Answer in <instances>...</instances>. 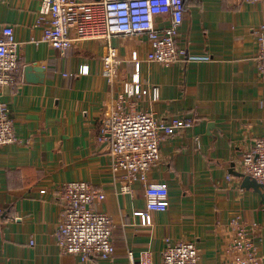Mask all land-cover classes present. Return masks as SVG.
<instances>
[{"label":"crops","instance_id":"1","mask_svg":"<svg viewBox=\"0 0 264 264\" xmlns=\"http://www.w3.org/2000/svg\"><path fill=\"white\" fill-rule=\"evenodd\" d=\"M41 3L0 0V28L11 25L22 42L18 82L14 88L0 87V101L7 102L18 137L0 148V264H129L128 251L135 258L148 253L152 264H161L166 242L177 240L198 245V264H230L234 218L256 224L249 235L264 264V198L241 187V179L226 178L232 168L242 171L254 139L264 135V79L256 64L264 3L185 0L177 42L187 56L168 66L147 60L151 46L144 34L74 39L68 51L30 42L42 34ZM165 18L155 20L164 26ZM110 45L122 60L114 83L103 75L102 57ZM28 63L44 68L42 81L23 79ZM135 71L143 90L138 108L156 117L195 120L162 139L159 160L147 172V182L167 184L169 200L167 209L149 211V224L134 214L152 200L144 183L133 182L131 192L120 193L109 147L97 140L106 105L125 90ZM73 180L88 181L105 193L94 207L112 221L110 259L83 261L63 253L54 240L62 210L58 186Z\"/></svg>","mask_w":264,"mask_h":264},{"label":"built area","instance_id":"2","mask_svg":"<svg viewBox=\"0 0 264 264\" xmlns=\"http://www.w3.org/2000/svg\"><path fill=\"white\" fill-rule=\"evenodd\" d=\"M244 1L264 3V0ZM186 8L185 0H42L38 11L42 34L39 39L31 37L29 40L68 51L74 39L107 41L112 35L144 34L151 46L147 60L168 66L183 61L187 56L186 48L177 42L178 28ZM73 11H77L78 16V35L75 38L70 32ZM157 16L166 17L167 23L159 26L155 20ZM256 43L257 70L264 79V23L257 30ZM21 45L11 25L0 28V87L16 86L20 75ZM131 59L137 66L136 53ZM121 62L117 49L110 45L102 57L103 75L108 83L116 81ZM142 93L139 74L135 71L126 81L125 90L111 97L106 105L100 117L97 140L109 147L112 172L121 179L120 193L131 192L133 182L144 183L145 194L152 200L147 202L145 209L134 214L149 224V211L167 209L169 200L167 184L147 182V172L159 160L162 139L193 125L195 120L156 117L138 108ZM17 141L10 108L7 102L0 101V148ZM241 172L264 186V135L254 139L251 151L242 161ZM226 178L232 183H239L241 179L232 174ZM58 190L62 210L54 240L59 249L63 253L78 255L83 261L90 257L110 259L115 252L112 221L109 214L94 207L96 202L105 198L104 191L82 180L63 182ZM230 224L237 228L228 247L234 254L230 264H259L257 245L249 235L256 224H246L237 218ZM199 252L195 242L167 241L161 251V264H198ZM128 258L129 264H152L148 253L135 258L128 251Z\"/></svg>","mask_w":264,"mask_h":264},{"label":"water","instance_id":"3","mask_svg":"<svg viewBox=\"0 0 264 264\" xmlns=\"http://www.w3.org/2000/svg\"><path fill=\"white\" fill-rule=\"evenodd\" d=\"M44 71L45 70L43 67H39L33 63H28L23 67V79L28 82H40L43 80ZM231 173L241 178V187L246 189L251 188L253 191L261 195L262 198H264V186L262 184L243 172L235 171L233 168L231 169Z\"/></svg>","mask_w":264,"mask_h":264}]
</instances>
